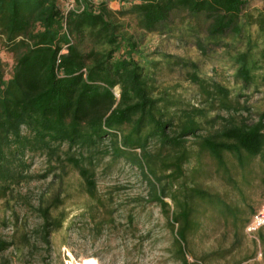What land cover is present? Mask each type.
Instances as JSON below:
<instances>
[{"label":"trees","instance_id":"obj_1","mask_svg":"<svg viewBox=\"0 0 264 264\" xmlns=\"http://www.w3.org/2000/svg\"><path fill=\"white\" fill-rule=\"evenodd\" d=\"M109 1L0 0V42L13 57L11 66L0 60V200L46 177L30 172V156L40 153L77 170L96 204L89 213L105 211L91 216L101 230L116 219L100 196L97 166L107 157L126 162L148 186L141 201L167 218L174 259L203 264L189 260L192 241L220 225L238 237L258 210L246 190L257 182L264 198V112L252 120L246 94L264 87V8L250 0H119L115 9ZM157 31L188 36L221 67L206 77L195 62L146 51V34ZM165 63L187 70L198 104L157 86ZM219 69L233 70L235 87L217 78ZM214 179L243 203L205 186ZM63 202L57 193L37 209L48 248L66 220L54 214ZM128 218L137 228L133 212ZM13 245L0 236V253Z\"/></svg>","mask_w":264,"mask_h":264},{"label":"rangeland","instance_id":"obj_2","mask_svg":"<svg viewBox=\"0 0 264 264\" xmlns=\"http://www.w3.org/2000/svg\"><path fill=\"white\" fill-rule=\"evenodd\" d=\"M109 5L115 9L121 7L119 0H110ZM66 6L68 9L75 5L68 3ZM250 7L264 8V0H250ZM144 48L150 53L175 55L195 62L201 75L206 77L215 75L214 66L221 67L215 58L204 56L188 36L148 32ZM157 59L160 57L157 56ZM0 60L9 66L13 63L12 55L1 42ZM186 71L182 67H171L165 63L164 70L158 76L157 86L198 104L197 87L187 79ZM221 72L224 74H218L217 78L235 87L230 77L233 70L219 69ZM115 91L118 94L119 88L116 87ZM246 94L250 117L256 120L264 112V87L260 90L252 87ZM30 159V172L46 177L17 185L14 195L7 200H0V236L14 241L12 247L0 253V264H69L73 257L79 261L84 257H94L98 264H180L172 255L174 236L166 216L158 205H146L141 201L147 195L148 186L135 167L126 162L110 165L108 157L97 166L100 196L110 199L116 219L115 225L107 224L97 230L93 229L91 216L99 210L94 209V212L89 213L96 204L83 190V181L77 170L70 165L52 164L40 153L30 156ZM50 167L55 168L49 170ZM204 183L206 187L219 192H228L229 197L243 203L241 196L225 182L214 179ZM57 193L64 202L54 214L62 211L66 214V220L63 227L52 234V246L48 248L38 232L42 219L37 209L40 204L49 203ZM246 198L248 203L258 209L264 204L263 190L257 182L246 190ZM167 200L172 205V200ZM132 212L136 217L137 228L128 222ZM104 214L102 210L99 218ZM262 229L264 237V227ZM219 250L229 251L224 257L211 255ZM190 251L188 257L191 262L264 264V240L258 232L255 235L248 234L246 228L238 237L232 226L229 229L223 225L215 229L208 228L206 235L192 241Z\"/></svg>","mask_w":264,"mask_h":264},{"label":"built area","instance_id":"obj_3","mask_svg":"<svg viewBox=\"0 0 264 264\" xmlns=\"http://www.w3.org/2000/svg\"><path fill=\"white\" fill-rule=\"evenodd\" d=\"M262 227H264V204L251 216L245 228L248 234L255 235Z\"/></svg>","mask_w":264,"mask_h":264},{"label":"bare ground","instance_id":"obj_4","mask_svg":"<svg viewBox=\"0 0 264 264\" xmlns=\"http://www.w3.org/2000/svg\"><path fill=\"white\" fill-rule=\"evenodd\" d=\"M72 256V255H71ZM69 262V261H68ZM69 264H98V261L94 257H84L83 260L79 261L73 257V260H70Z\"/></svg>","mask_w":264,"mask_h":264}]
</instances>
